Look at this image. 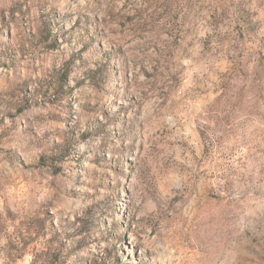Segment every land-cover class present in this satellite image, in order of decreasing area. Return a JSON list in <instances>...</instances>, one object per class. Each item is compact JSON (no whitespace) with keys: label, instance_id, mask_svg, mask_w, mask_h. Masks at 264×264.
Wrapping results in <instances>:
<instances>
[{"label":"rangeland","instance_id":"obj_1","mask_svg":"<svg viewBox=\"0 0 264 264\" xmlns=\"http://www.w3.org/2000/svg\"><path fill=\"white\" fill-rule=\"evenodd\" d=\"M0 264H264V0H0Z\"/></svg>","mask_w":264,"mask_h":264}]
</instances>
